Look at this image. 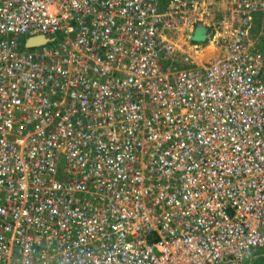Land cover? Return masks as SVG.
<instances>
[{"label": "built area", "instance_id": "2783aa9c", "mask_svg": "<svg viewBox=\"0 0 264 264\" xmlns=\"http://www.w3.org/2000/svg\"><path fill=\"white\" fill-rule=\"evenodd\" d=\"M263 247L264 0H0V264Z\"/></svg>", "mask_w": 264, "mask_h": 264}, {"label": "rangeland", "instance_id": "374dc122", "mask_svg": "<svg viewBox=\"0 0 264 264\" xmlns=\"http://www.w3.org/2000/svg\"><path fill=\"white\" fill-rule=\"evenodd\" d=\"M220 12L217 9H211L209 14L206 15V17H201V18H197L196 21V25L198 24H202L205 21H210L212 22H216L217 20L220 19ZM181 44L178 50V56H177V66H187L189 64V62L187 63L186 57L187 55L191 54V56L194 58V60H208L211 58H214L216 56V50L213 44L209 43V44H204L199 48H196L197 46H193L191 47L190 45H188L187 43H185L182 39L180 40ZM184 46H183V44ZM212 47H211V46ZM257 262H260L262 260H264V247L261 248L258 253H257ZM248 264V263H245Z\"/></svg>", "mask_w": 264, "mask_h": 264}, {"label": "water", "instance_id": "95a60500", "mask_svg": "<svg viewBox=\"0 0 264 264\" xmlns=\"http://www.w3.org/2000/svg\"><path fill=\"white\" fill-rule=\"evenodd\" d=\"M206 28L204 26H200L196 29L195 34H194V40L196 41H205L206 40ZM47 37H35L31 38L27 41V45H35L38 43H41L42 41H46Z\"/></svg>", "mask_w": 264, "mask_h": 264}, {"label": "bare ground", "instance_id": "6f19581e", "mask_svg": "<svg viewBox=\"0 0 264 264\" xmlns=\"http://www.w3.org/2000/svg\"><path fill=\"white\" fill-rule=\"evenodd\" d=\"M212 44V43H211ZM211 46V45H210ZM191 47H193V46H191ZM212 47V46H211ZM193 49H194V47H193ZM198 61H205V60H198Z\"/></svg>", "mask_w": 264, "mask_h": 264}]
</instances>
